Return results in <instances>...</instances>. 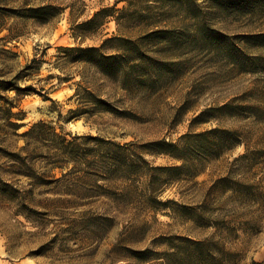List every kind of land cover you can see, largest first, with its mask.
<instances>
[{
	"label": "rangeland",
	"instance_id": "374dc122",
	"mask_svg": "<svg viewBox=\"0 0 264 264\" xmlns=\"http://www.w3.org/2000/svg\"><path fill=\"white\" fill-rule=\"evenodd\" d=\"M46 5L54 9L47 25L23 17ZM104 9L111 16L101 27L72 30ZM0 20V79H11L34 54L42 62L17 82L45 90L12 110L23 116L17 135L45 121L58 134L63 127L120 145L183 146L185 135L210 130L217 131L210 141L220 143L197 174L168 171L181 165L169 156L141 154L146 164L132 160L144 177L94 179L79 164L61 170L33 155L13 162L7 154L19 153L24 141L0 112V264H187L164 255L175 252L169 247L180 236L220 239L217 264H264V37H257L264 35V0H196L191 7L183 0H0ZM202 26L214 37L206 39ZM154 31L163 37L144 40ZM111 37L135 42L160 64L155 87L123 91L88 66L57 59L59 47H98ZM77 84L119 118L65 122L83 101L82 92L73 98ZM246 147L249 158L235 162ZM236 180L255 185L258 195L233 197ZM230 227L243 229L234 238Z\"/></svg>",
	"mask_w": 264,
	"mask_h": 264
},
{
	"label": "trees",
	"instance_id": "16d2710c",
	"mask_svg": "<svg viewBox=\"0 0 264 264\" xmlns=\"http://www.w3.org/2000/svg\"><path fill=\"white\" fill-rule=\"evenodd\" d=\"M183 2L186 7H191L195 5L196 0H183ZM52 10L54 9L50 5L30 8L26 10L27 16L23 17L44 26L51 21L50 12ZM109 16H111L109 11L104 9L97 12L89 21L76 25L72 30L76 32L89 27H91L89 30H83V32L95 30L103 25V23H96ZM0 29H2L1 22ZM200 31L204 32L206 39L214 37L213 32L208 28L202 26ZM77 34L73 35L74 39H77ZM163 34L164 31L150 32L144 40L160 39ZM257 37L263 38L264 35ZM106 50L110 52H106ZM57 51L59 61H65L70 65L88 66L96 74L116 84L123 91L131 92L132 90L153 88L161 79L162 69L159 66L160 64L155 59L147 56L135 42L127 38L111 37L104 39L98 47H59ZM41 63V60L34 54L11 79H0V91L4 94L11 92L15 94L13 98L0 94V112L5 122L4 126L12 135L24 141V146L19 150V153L7 154V157L13 162L24 163L27 157L33 155L32 160L36 158L53 160L54 163L60 165L58 169L61 170L70 163L73 164L72 169H75L79 164L85 170V176L88 178L126 181L134 175L138 178L144 177L143 174L137 172L141 170L136 162L132 160L133 156L138 158L142 165L146 162L140 156L141 154L169 156L181 162V165L168 168V171H179L185 168L187 171H194V174H197L204 168L203 162L219 151L220 143L217 138L211 141L209 138V136L216 134V130L195 135L187 134L182 137L183 146L166 141L153 142L140 147H136L131 142L120 145L101 137L90 135L72 136L69 133H64L63 127H59L60 134H58L52 123L45 121H39L21 135H17L16 132L23 127V125L17 124V121L22 120L23 116H20V113L14 114L12 110L20 107L24 97L33 93L42 96L41 93L45 91L42 89L36 92L31 86L19 87L17 82L38 73ZM3 75L5 74H0L1 77ZM56 77L60 82L68 81L66 78ZM77 85L73 98L80 99L82 92L83 101L79 102V107L76 110H69V116L65 119V122L82 119L85 123L90 124L105 116L119 118L118 111L110 103L100 99L91 91L83 90L79 84ZM46 100L49 99L46 98ZM237 143L239 144V142ZM150 147H156V149ZM245 149L246 155L236 159L235 162H243L249 158L248 148ZM21 154L25 156L22 157ZM188 156L189 158H187ZM246 183L233 181L230 188L233 197L240 199L244 196L255 197L258 195V189L254 188L255 185H247ZM105 220L110 219L106 218ZM230 229L234 238H236L235 233L243 228L230 227ZM174 243L175 246L171 247L170 245L169 247L171 250L176 249L174 253L164 252V255L167 256V262H170L174 257L182 256L186 260L191 259L187 264H217V258L224 251L221 240H217L215 237L192 240L180 236L175 237L172 244ZM226 254L234 255L232 252H226Z\"/></svg>",
	"mask_w": 264,
	"mask_h": 264
}]
</instances>
